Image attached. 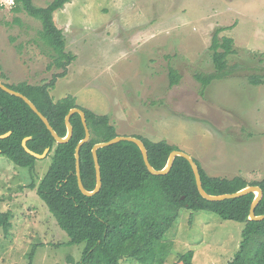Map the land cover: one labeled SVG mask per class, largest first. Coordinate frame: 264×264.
<instances>
[{"label": "rangeland", "instance_id": "374dc122", "mask_svg": "<svg viewBox=\"0 0 264 264\" xmlns=\"http://www.w3.org/2000/svg\"><path fill=\"white\" fill-rule=\"evenodd\" d=\"M13 4L0 0V64L6 75L1 80L49 82L62 70L50 66L52 51L39 36L42 24L15 12ZM54 17L64 31L66 50L76 54L68 75L51 90L55 100L84 89L90 98L108 94L110 109L116 103L122 114L134 111L135 120L128 122L129 131L136 127L132 136L167 134L212 176L241 175L249 182L264 178V82L250 80L252 75L264 79V0H72ZM221 27L220 37L234 39L231 73L203 91L195 74L215 71L210 45ZM170 67L182 76L173 87ZM164 118L169 120L157 124ZM180 121L199 130L195 137L177 126ZM187 136L191 150L180 147ZM52 161V154L38 159L33 172L0 154V211L13 212V227L0 230V264L81 261L85 243L67 244L68 234L30 186L40 183ZM243 228L242 222L214 212L183 208L164 235L174 243L164 264H183L180 256L188 251L196 264H228L240 248Z\"/></svg>", "mask_w": 264, "mask_h": 264}, {"label": "trees", "instance_id": "16d2710c", "mask_svg": "<svg viewBox=\"0 0 264 264\" xmlns=\"http://www.w3.org/2000/svg\"><path fill=\"white\" fill-rule=\"evenodd\" d=\"M71 1L51 0L46 6H38L34 0H13L15 12H26L41 22L39 36L52 51L50 66L62 71L54 73L49 82L41 84L27 81L4 83L28 96L62 137L67 134L65 118L70 109L84 110L91 138L80 150L81 176L84 186L94 190L97 179L92 149L96 143L108 141L119 134L108 113L100 114L82 106L72 94L58 100L51 94L57 79L68 74L69 64L76 58V54L66 50L64 31L57 26L54 17L57 10ZM224 29H216L210 45L215 71L195 74L203 91L214 80L231 73L229 57L236 51L232 37H220ZM0 71V78H6L1 64ZM169 78L173 87L180 83L182 76L176 68L170 67ZM250 80L253 84L264 82L262 75H252ZM71 122L73 137L68 142L59 143L22 98L0 88V134L11 131L10 136L0 139V154L34 172L38 159L25 150L22 145L24 138L30 137L27 144L36 152L42 153L47 147L50 148L48 156L52 154L53 161L49 170L38 185L32 182L30 186L37 188L39 196L68 234L67 244L85 243L78 264H124L125 260H134L139 264H164L174 245L172 241L164 240V235L183 208L207 210L224 219L242 222L241 245L228 264H264V219L258 221L249 218L255 193L222 201L208 200L200 194L193 168L186 158L176 157L169 173L155 175L148 170L139 146L132 141L122 140L98 149L103 185L95 195H85L78 184L75 149L86 132L79 113L72 115ZM136 137L145 143L150 162L156 169L164 168L171 151L179 149L167 140ZM195 161L200 168L203 186L209 194L233 193L249 185H259L264 192V178L249 182L241 175L232 178L212 176L198 160ZM255 213L264 214V193ZM12 217L11 210L0 211V230L6 233L10 231L13 227ZM193 256V251H188L180 256V261L183 264H196Z\"/></svg>", "mask_w": 264, "mask_h": 264}, {"label": "water", "instance_id": "95a60500", "mask_svg": "<svg viewBox=\"0 0 264 264\" xmlns=\"http://www.w3.org/2000/svg\"><path fill=\"white\" fill-rule=\"evenodd\" d=\"M0 88H2L4 91H6L12 95H15V96L22 98L32 108V110L34 112H36L38 114V116L43 120V122L46 124L47 128L50 130L52 135L55 137V139L59 143L68 142L73 137L74 127H73V124L71 122V117L74 113H79L81 115L86 134H85V137L76 146L75 157H76V174H77L78 184H79L81 191L85 195H88V196L95 195L96 193H98L101 190L102 185H103L101 165H100L99 156H98V149L105 147V146L112 145V144L120 142L122 140H127V141H132L139 146V148L142 151L144 162H145L148 170L152 174H155V175H162V174L169 173L173 164H174L176 157L182 156V157L186 158L193 168V171L195 174V179H196V184H197V187H198L200 194L202 195V197H204L208 200L222 201V200H226V199H230V198L240 197L242 195L249 194L252 192L255 193V199L251 205L249 218L252 220H258V221L264 219V214L256 215V213H255V208L259 204V201L262 199L263 193H264L263 189L259 185H249V186H247V187H245V188H243L237 192H233V193H226V194H221V195L209 194L203 186V180L201 177L200 168H199L197 162L195 161L194 157L191 154H189L183 150H180V149L173 150V151H171V153L169 155V158H168V161H167V164L165 165V167L162 169H156L150 162L148 149H147L145 143L143 142V140H141L138 137L132 136V135H118V136H116V137H114L108 141L98 142L94 145V147L92 149V153H93L95 169H96L97 184H96V187L94 190H88L83 184V180H82V176H81V165H80L81 147L86 142H88L91 138V131H90V128L88 126L87 118H86V114H85L84 110H82L81 108L70 109V111L68 112V114L66 115V118H65L67 129H68L67 134L65 137H62L53 128L49 119L39 110V108L35 105V103L28 96H26L25 94H23L20 91H17L15 89H12L11 87L7 86L1 80V78H0ZM10 135H11V131H8L7 133H4V134H0V139L6 138ZM29 139H30V137H26L23 140L22 145L24 146L25 150L28 153H30L31 155H33L34 157H36V159L46 158L48 156V154L50 153V148L47 147L42 153L36 152L28 146L27 142Z\"/></svg>", "mask_w": 264, "mask_h": 264}, {"label": "crops", "instance_id": "0c3cea01", "mask_svg": "<svg viewBox=\"0 0 264 264\" xmlns=\"http://www.w3.org/2000/svg\"><path fill=\"white\" fill-rule=\"evenodd\" d=\"M113 88L115 89V87H113ZM87 92H88V89H84V90L80 91L79 94H76L77 102L79 104H81L82 106H85L87 108H90V109H92V110H94L96 112L98 111V113H100V114H106V113L109 114L111 110H114V111H111V112L114 115V119L117 120V123L119 124V128H118L119 134H130V135H132L133 133H135L134 129L136 127H133L135 125H132V131H129V125H128L129 124L128 122H131V120L134 119V117H133L134 116V111L128 110V114H122L120 111H123L124 109H119L118 110L117 105H116L115 102H114L115 104L113 103L115 105L114 108H111V109L109 108L108 102L111 99H110L108 94H106V95L102 94V95L93 96V97L90 98L89 94H86ZM100 106L102 108H100ZM115 115L117 117H115ZM170 119H172V118H170ZM124 120L127 123L125 127H124L125 124H123L121 122V121H124ZM167 120H169V119L164 118L163 120H160L157 124L161 125L162 122L167 121ZM173 120H175V119H173ZM151 121H154V119H152ZM181 122L182 121L179 122V124H181V125H177V126L180 129H183L184 131H188L190 133V137L191 136L195 137L196 132L198 133L199 130H197L196 127L191 129L189 123H181ZM163 124H165V123H163ZM151 134H152V132H149V134L147 133L145 136L148 137L149 139L153 140V141H158V140H161V139L165 138V140H167L170 144H173V145L178 144L176 142H171L169 140L167 134L166 135H162L161 138L153 137V135H151ZM190 137L187 136L186 138H183V139L180 140V143L182 144V146L180 145L181 148H184L185 150H191V144L189 143L190 142ZM194 137H192V138H194ZM187 145H188V147H184V146H187Z\"/></svg>", "mask_w": 264, "mask_h": 264}]
</instances>
